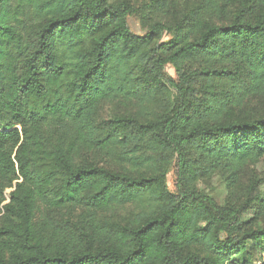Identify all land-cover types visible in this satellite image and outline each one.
I'll list each match as a JSON object with an SVG mask.
<instances>
[{
    "label": "trees",
    "instance_id": "trees-1",
    "mask_svg": "<svg viewBox=\"0 0 264 264\" xmlns=\"http://www.w3.org/2000/svg\"><path fill=\"white\" fill-rule=\"evenodd\" d=\"M129 12L123 0H0V264H240L248 243L264 264V197L219 204L197 187L215 172L232 185L264 157V115H230L264 99V0H199L141 35ZM112 101L152 116L100 118ZM125 203V222L96 217ZM39 205L80 218L38 224Z\"/></svg>",
    "mask_w": 264,
    "mask_h": 264
},
{
    "label": "rangeland",
    "instance_id": "rangeland-1",
    "mask_svg": "<svg viewBox=\"0 0 264 264\" xmlns=\"http://www.w3.org/2000/svg\"><path fill=\"white\" fill-rule=\"evenodd\" d=\"M116 1V0H114ZM130 8L127 15V24L130 30L136 34L145 33L149 24L153 21L163 23H173L180 19L190 8L197 5L199 0H123ZM170 38V33L163 30L160 41H166ZM166 76L177 78L174 69L170 64L164 68ZM153 108L148 105H140L136 102H107L100 106V118H107L112 115H135L142 119L152 116ZM235 119L243 117H255L264 115V99L260 97H250L243 108H236L230 112ZM87 160L101 166L109 167L113 170L127 168L128 165L121 159L116 161L112 158L102 156L101 154L88 153ZM143 170H146L143 167ZM167 185L173 188L172 165L168 166L166 176ZM199 190L212 197L219 204H228L231 202L243 203L247 199L246 205H250V198L258 193L264 197V157L255 161H249L237 175V179L232 185H227L217 172L202 177L197 184ZM10 189H5V202L9 199ZM251 206V205H250ZM257 208V207H256ZM136 210V205L125 203L115 205L104 211L96 213L97 218H105L114 222H125L130 217L132 211ZM80 209L72 207L64 208L60 211H49L44 206L39 205L36 211L35 220L38 224L43 222L58 223L69 219V221H78L80 218ZM253 206L247 209L246 217H252ZM260 225H264V214L259 218ZM240 264H259L257 251L248 243L246 251L239 255Z\"/></svg>",
    "mask_w": 264,
    "mask_h": 264
}]
</instances>
